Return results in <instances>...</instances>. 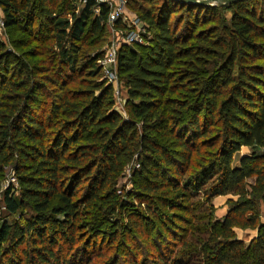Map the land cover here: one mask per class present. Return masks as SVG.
<instances>
[{"label":"trees","instance_id":"trees-1","mask_svg":"<svg viewBox=\"0 0 264 264\" xmlns=\"http://www.w3.org/2000/svg\"><path fill=\"white\" fill-rule=\"evenodd\" d=\"M61 2L0 0V181L20 187L0 264H264V0H136L149 38L118 52L125 116L85 50L109 6Z\"/></svg>","mask_w":264,"mask_h":264},{"label":"built area","instance_id":"built-area-1","mask_svg":"<svg viewBox=\"0 0 264 264\" xmlns=\"http://www.w3.org/2000/svg\"><path fill=\"white\" fill-rule=\"evenodd\" d=\"M86 3L88 0H81ZM97 5H108L109 13L107 21L113 33L110 45L104 51V56L98 61L102 70L103 80L116 88L118 85V52L123 45L134 47L136 45H145L149 38L148 26L135 14L128 11L124 0H92ZM99 13V9H96ZM4 25L0 22V27ZM10 183L8 188L12 187V193L19 192V184L12 171H8ZM7 188V189H8ZM1 210V208H0Z\"/></svg>","mask_w":264,"mask_h":264},{"label":"rangeland","instance_id":"rangeland-1","mask_svg":"<svg viewBox=\"0 0 264 264\" xmlns=\"http://www.w3.org/2000/svg\"><path fill=\"white\" fill-rule=\"evenodd\" d=\"M61 1L62 0H49L51 5L54 7L57 6L58 9L61 8V5H62ZM124 2H126L128 11L130 13L134 14L133 10H131V5L136 4V0H124ZM81 3H83V1H81ZM79 5H81V4L79 3ZM221 13H223V15L226 18H230V12L229 11H226V10L224 11L221 9ZM3 19H4V16H3L2 10L0 8V22L2 24H3ZM19 35L21 36V38L24 37L22 32H21V34H16V37ZM112 38H113V33H112L110 26H109V23L107 21L106 31H105L104 37L101 39H98V40H94V39L92 40L91 39L88 42L89 45L86 47L85 50L89 54H92L95 51L100 50V49H103L105 51L106 47L108 45H110ZM0 39L2 41H4L6 43V45L10 46V43H9L10 38L7 34V30L5 31V28H3V27H0ZM25 39H26V37H25ZM96 43H99V44H96ZM35 47H36V44H32V45H29L27 47L20 48V50L21 51H27V50L35 48ZM114 98H115V103H116L115 109L122 116H125L126 115V109H125L126 90H125L123 82L120 80V78L118 80V85L114 89ZM249 153H250V149L243 148L240 153H237L235 155V164L240 160L241 156H243L244 154H249ZM257 153H259V154L264 153V149H258ZM130 175H131V172H128L127 176L125 178H123V180H121V182H120L119 187L124 188L125 189L124 191H133L132 182H131V180H129ZM252 181L253 180H249V182H252ZM9 183H10V175L6 172L3 180L0 181V208H1V210H0V223L2 222V219L4 217L3 213L5 210L4 205H3V194H4L5 190H7ZM236 199H237L236 196L229 195V196H225V197H218V198L212 200V204L214 206L215 218L217 220H222L224 218V216L226 215V213L228 212L229 201L230 200H236ZM261 209H262V222H264V208L261 207ZM11 220L9 218V221H11ZM235 233H236L237 238L239 240L244 241L246 244H248L251 241V239H253L257 235L256 230H250V229L242 230V229L236 228Z\"/></svg>","mask_w":264,"mask_h":264},{"label":"water","instance_id":"water-1","mask_svg":"<svg viewBox=\"0 0 264 264\" xmlns=\"http://www.w3.org/2000/svg\"><path fill=\"white\" fill-rule=\"evenodd\" d=\"M186 4H198V5H218V4H228L236 2L238 0H175Z\"/></svg>","mask_w":264,"mask_h":264}]
</instances>
